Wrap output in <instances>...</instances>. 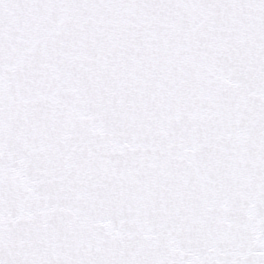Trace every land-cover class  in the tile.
Returning a JSON list of instances; mask_svg holds the SVG:
<instances>
[{"label": "snow or ice", "instance_id": "obj_1", "mask_svg": "<svg viewBox=\"0 0 264 264\" xmlns=\"http://www.w3.org/2000/svg\"><path fill=\"white\" fill-rule=\"evenodd\" d=\"M0 264H264V0H0Z\"/></svg>", "mask_w": 264, "mask_h": 264}]
</instances>
